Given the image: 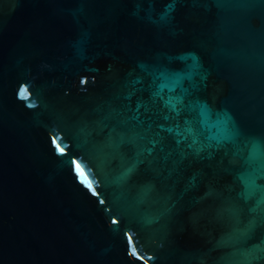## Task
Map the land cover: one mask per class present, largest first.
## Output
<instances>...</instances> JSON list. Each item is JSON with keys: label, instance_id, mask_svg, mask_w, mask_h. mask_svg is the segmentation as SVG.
Returning <instances> with one entry per match:
<instances>
[{"label": "water", "instance_id": "water-1", "mask_svg": "<svg viewBox=\"0 0 264 264\" xmlns=\"http://www.w3.org/2000/svg\"><path fill=\"white\" fill-rule=\"evenodd\" d=\"M0 264H264V0H0Z\"/></svg>", "mask_w": 264, "mask_h": 264}]
</instances>
